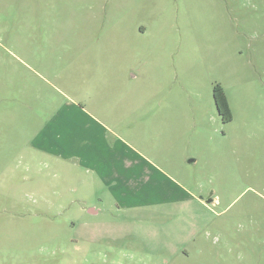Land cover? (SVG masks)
Segmentation results:
<instances>
[{
    "label": "rangeland",
    "instance_id": "obj_1",
    "mask_svg": "<svg viewBox=\"0 0 264 264\" xmlns=\"http://www.w3.org/2000/svg\"><path fill=\"white\" fill-rule=\"evenodd\" d=\"M78 66L107 67L113 98ZM84 107L102 142L147 152L208 210L82 199L41 144L55 122L46 144L77 141ZM140 223L196 233L175 252L177 229L157 244ZM0 264H264V0H0Z\"/></svg>",
    "mask_w": 264,
    "mask_h": 264
},
{
    "label": "crops",
    "instance_id": "obj_2",
    "mask_svg": "<svg viewBox=\"0 0 264 264\" xmlns=\"http://www.w3.org/2000/svg\"><path fill=\"white\" fill-rule=\"evenodd\" d=\"M80 68L84 70V73L78 78L86 83L92 80L104 89L101 90L102 95L97 96L102 99L113 98L110 85L102 80V78H106L102 75L107 74V67L78 66L75 67L77 75H79ZM83 109L81 112L87 117H91L95 123L80 130L77 134V141L73 136L61 145L50 146L51 136L58 137L62 131L59 130L60 125L55 122L53 124L56 126L47 131L51 132L45 136L46 139L43 138L45 144H41L45 154L54 160L62 161L61 168L64 169L66 177L73 176L77 171V189L82 195V199L105 201L109 208L106 209L107 212L116 210L117 213L123 212L125 216H148L155 213L182 214V212L189 211V209L186 210V206H190L192 202H196L208 210L207 200L205 203L202 198L197 199L179 182L173 180L167 170H164L161 165L146 155L147 152L145 153L123 141L116 140L112 144L102 142L98 129L102 127L106 130L107 128L97 120L96 115L91 114L92 112L88 108L84 107ZM46 141L50 145L46 144ZM190 163L195 162L192 160ZM68 183L69 181L66 184ZM70 192H75V190H70ZM87 207L86 212L90 216H97L101 213L97 206ZM83 225L85 229L89 227L87 223ZM143 225L142 223L137 224V229L145 231L148 236L155 232L153 236L156 239L152 235L150 237L157 244L162 243L158 238L159 232L166 234L172 229L175 233L177 229V232L179 231L178 238L181 241L175 245V252L182 250L187 241L193 239L194 233H196V231H191L188 232L187 237L183 236L181 233L185 228L181 225L177 227ZM113 227L106 225V230L110 229L109 231H111Z\"/></svg>",
    "mask_w": 264,
    "mask_h": 264
},
{
    "label": "trees",
    "instance_id": "obj_3",
    "mask_svg": "<svg viewBox=\"0 0 264 264\" xmlns=\"http://www.w3.org/2000/svg\"><path fill=\"white\" fill-rule=\"evenodd\" d=\"M213 99L218 111V114L221 116L223 123H228L231 121V112L229 105L226 99V96L219 85L213 87Z\"/></svg>",
    "mask_w": 264,
    "mask_h": 264
},
{
    "label": "water",
    "instance_id": "obj_4",
    "mask_svg": "<svg viewBox=\"0 0 264 264\" xmlns=\"http://www.w3.org/2000/svg\"><path fill=\"white\" fill-rule=\"evenodd\" d=\"M210 202H211V199H208V200H207V203H210Z\"/></svg>",
    "mask_w": 264,
    "mask_h": 264
}]
</instances>
